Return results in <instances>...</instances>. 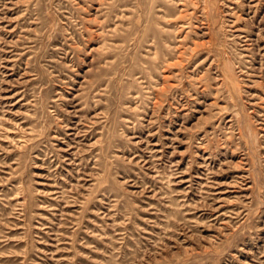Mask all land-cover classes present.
<instances>
[{"label":"rangeland","instance_id":"rangeland-1","mask_svg":"<svg viewBox=\"0 0 264 264\" xmlns=\"http://www.w3.org/2000/svg\"><path fill=\"white\" fill-rule=\"evenodd\" d=\"M0 264H264V0H0Z\"/></svg>","mask_w":264,"mask_h":264}]
</instances>
